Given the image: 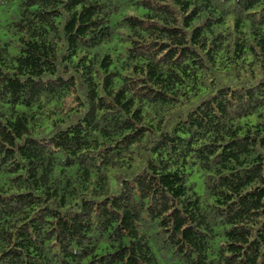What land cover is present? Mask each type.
I'll list each match as a JSON object with an SVG mask.
<instances>
[{
	"label": "trees",
	"instance_id": "16d2710c",
	"mask_svg": "<svg viewBox=\"0 0 264 264\" xmlns=\"http://www.w3.org/2000/svg\"><path fill=\"white\" fill-rule=\"evenodd\" d=\"M0 264H264V0H0Z\"/></svg>",
	"mask_w": 264,
	"mask_h": 264
}]
</instances>
